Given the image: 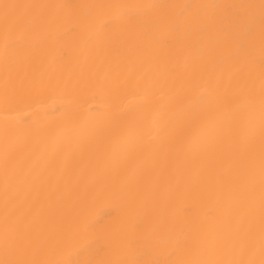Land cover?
Returning <instances> with one entry per match:
<instances>
[{"label": "bare ground", "instance_id": "1", "mask_svg": "<svg viewBox=\"0 0 264 264\" xmlns=\"http://www.w3.org/2000/svg\"><path fill=\"white\" fill-rule=\"evenodd\" d=\"M0 264H264V0H0Z\"/></svg>", "mask_w": 264, "mask_h": 264}]
</instances>
